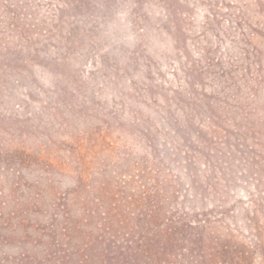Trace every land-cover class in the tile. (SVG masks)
Instances as JSON below:
<instances>
[{
    "label": "rangeland",
    "instance_id": "1",
    "mask_svg": "<svg viewBox=\"0 0 264 264\" xmlns=\"http://www.w3.org/2000/svg\"><path fill=\"white\" fill-rule=\"evenodd\" d=\"M263 171L264 0H0V264H63L103 188L251 243Z\"/></svg>",
    "mask_w": 264,
    "mask_h": 264
},
{
    "label": "trees",
    "instance_id": "2",
    "mask_svg": "<svg viewBox=\"0 0 264 264\" xmlns=\"http://www.w3.org/2000/svg\"><path fill=\"white\" fill-rule=\"evenodd\" d=\"M262 181L264 174L257 179ZM160 187L126 199L119 190L103 188L104 197L98 198L102 212L97 217L87 210L85 218L97 234L91 232L87 242L75 245L71 254L63 250V264H264V191L254 186L257 193L250 195L251 205L242 208L245 230L252 234L248 243L212 209H166ZM80 190L81 186L71 200H65L76 201ZM65 213L70 217V207ZM65 230L73 238L78 224Z\"/></svg>",
    "mask_w": 264,
    "mask_h": 264
}]
</instances>
